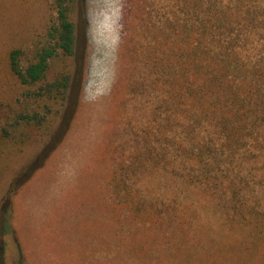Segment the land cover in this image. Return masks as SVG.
Wrapping results in <instances>:
<instances>
[{"label":"rangeland","instance_id":"obj_1","mask_svg":"<svg viewBox=\"0 0 264 264\" xmlns=\"http://www.w3.org/2000/svg\"><path fill=\"white\" fill-rule=\"evenodd\" d=\"M175 3L86 0L83 14L77 2L75 55L53 58L46 77L52 82L73 71L64 107L35 99L42 83L23 85L9 66L12 49L24 50L26 66L47 43L52 0H0V264H147L130 253L135 232H143L139 240L149 235L133 221L143 208L137 212L130 201L163 198L166 180L161 165L146 166L150 152L160 159L165 146L162 75L146 60V46L149 27L157 33L177 12ZM35 111L45 116L42 126L19 121ZM254 189L260 248L238 241L215 252L227 241L221 225L231 207L216 200L196 214L207 225L199 232L216 242L202 245L219 253L212 264H264V180ZM149 250L164 255L166 246L160 239Z\"/></svg>","mask_w":264,"mask_h":264},{"label":"trees","instance_id":"obj_2","mask_svg":"<svg viewBox=\"0 0 264 264\" xmlns=\"http://www.w3.org/2000/svg\"><path fill=\"white\" fill-rule=\"evenodd\" d=\"M77 2L85 14L86 0H52L55 17L47 43L36 49L32 62L22 65L21 48L9 53L10 69L23 85L42 83L32 93L35 99L54 100L64 107L73 71L52 82L46 77L53 58L75 55L76 24L71 14ZM175 4L177 12L166 15L157 33L149 27L152 36L146 46L147 54L150 51L146 60L161 71L165 113L163 154L157 159L150 152L146 166L163 167L165 191L163 198L148 204L130 201L137 212L143 208L142 217L133 221L140 220L149 234L139 240L138 233L143 232H135L130 253L143 256L147 264L152 260L212 264L219 253L202 245L216 242L199 232L207 225L196 214L216 200L233 213L226 211L223 217L227 241L216 243L215 252L238 241L248 242L252 249L262 247L258 234L262 231L251 216L260 214L254 185L264 180L256 175L258 166H264V3L176 0ZM19 121L42 126L46 119L35 111L20 115ZM160 239L166 252L154 256L150 244ZM167 254L171 258H164Z\"/></svg>","mask_w":264,"mask_h":264}]
</instances>
